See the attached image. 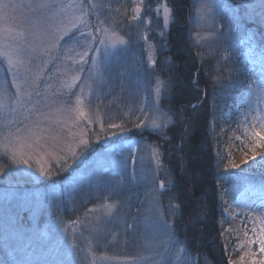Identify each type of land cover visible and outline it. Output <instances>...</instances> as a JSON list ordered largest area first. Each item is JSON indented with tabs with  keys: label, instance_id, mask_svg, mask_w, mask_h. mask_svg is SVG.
Listing matches in <instances>:
<instances>
[{
	"label": "rangeland",
	"instance_id": "374dc122",
	"mask_svg": "<svg viewBox=\"0 0 264 264\" xmlns=\"http://www.w3.org/2000/svg\"><path fill=\"white\" fill-rule=\"evenodd\" d=\"M4 2L8 0H0ZM10 2L27 5L35 0ZM52 2L53 7L41 11L10 9L8 18L0 19V52L15 62L10 68L7 59L0 56V90L8 94L6 107L0 110V164H10L5 146L9 153L16 150L19 154L20 145L14 137L25 136L26 128L39 123L36 131L46 138L39 145L23 148L25 158L32 157L31 166L10 165L0 174V264H114V260L102 258L122 260L137 253L150 256L147 264H194L196 254L193 258L186 244L189 237L175 235L178 208L169 192L172 183L168 164H164L162 150L147 134L158 131L143 126L150 125V117L158 123L170 117L168 125L174 123L177 127L186 120L180 135L182 143L188 129L195 127L185 116L183 105L178 103V110L171 113V105L163 103L170 97L171 86L155 73L159 44L164 42L172 20L170 13L169 23L164 26L163 6H172L167 0H143L137 12L140 0ZM93 4L97 7L92 8ZM83 9L88 10L87 16H81ZM248 14L259 16L256 21L262 25L264 0H193L190 19L191 43L200 61L214 65L222 57L240 55L237 66L240 64L241 69L245 68L242 73L247 74L244 88H239L225 115L218 118L217 111L210 108L205 120L217 150L212 153L218 157V170L224 174L221 178H229L227 173L243 175L242 182L234 183L238 189L234 198H220L228 219L227 233L222 235L225 249L229 248L230 236L235 241L236 252L228 264H264V140L253 137L254 132L264 137L260 126L264 96H260L258 87L264 80V37L252 28L242 35L243 28L248 27ZM134 15L140 19L133 20ZM40 18L44 19L37 25ZM83 20L88 22L87 27ZM73 24L78 27L73 28ZM56 27L69 29L61 41L62 50L53 51L56 59L44 69L39 87L31 99L25 98L23 106H18L13 103L16 85L21 91L28 88L24 68L36 71L48 59L31 51L39 43L33 32L46 29L52 33ZM105 28L117 34L111 41L122 37L128 43L101 45ZM89 32L95 36V43ZM88 47L93 50L85 57L87 63H82L80 54ZM77 76L79 79H74ZM69 85L75 86L69 89ZM87 85L95 90L91 96ZM81 87L83 117L74 110ZM157 87L161 90L159 96ZM109 123L123 124V131L108 128ZM138 123L142 126L137 127ZM134 130L137 132L130 133ZM85 133L90 146L77 148L76 143ZM179 144L172 153L180 155ZM153 150L158 153L156 159ZM72 151L77 153L75 157ZM182 157L180 165L185 168ZM41 166L51 174L42 173ZM161 183L164 188H160ZM109 188L116 191L110 195ZM103 204H117L112 217L104 216ZM97 226L102 230L99 237L92 233Z\"/></svg>",
	"mask_w": 264,
	"mask_h": 264
},
{
	"label": "trees",
	"instance_id": "16d2710c",
	"mask_svg": "<svg viewBox=\"0 0 264 264\" xmlns=\"http://www.w3.org/2000/svg\"><path fill=\"white\" fill-rule=\"evenodd\" d=\"M167 1L172 6V20L164 42L159 44L155 73L167 79L171 86L170 97L164 98L163 103L171 105V113L178 110V103L183 105L185 116L192 119L195 127L192 131L188 129L187 139L183 143L180 135L186 120L179 127L171 123L174 128L169 124L162 131H148L147 134L162 150L164 164H168L167 172L172 183L169 192L178 208L174 218L175 235L178 238L189 237L186 244L193 258L196 254L194 264H228L229 258L236 252L235 241L230 236L229 248L225 249L223 236L227 233L228 219L220 198H234L233 193L238 191L234 183L242 182V175L227 173L229 178H221L224 174L218 170L220 161L212 153L217 150L214 149L205 120L211 113L210 108L217 111L218 118L225 115L228 103L236 100L239 88H244L247 74L242 73L245 68L241 69L240 64L237 66L241 62L240 55L222 57L214 65L200 61V54L190 38L193 0ZM258 18L248 14L247 23L264 33V23L263 26L258 24ZM229 50H233V46H229ZM194 77L198 79L196 84L205 87L204 91L194 86ZM199 100V105L190 106ZM134 132L137 130L130 133ZM178 144L180 155L172 153ZM220 152L223 155L222 150ZM182 154L186 160L185 168L179 161ZM231 175L233 179H230Z\"/></svg>",
	"mask_w": 264,
	"mask_h": 264
},
{
	"label": "snow or ice",
	"instance_id": "6c2138e0",
	"mask_svg": "<svg viewBox=\"0 0 264 264\" xmlns=\"http://www.w3.org/2000/svg\"><path fill=\"white\" fill-rule=\"evenodd\" d=\"M143 5V0H140V4L137 6V12H139L140 7ZM53 2L52 0H35V2L33 3H29L27 5H19V4H14L11 3L10 0H8V2H4V3H0V19H7V13L10 9H16L19 7H26L35 11H41V10H46L49 9L51 7H53ZM92 8H96L97 5L93 4L91 6ZM159 11V9L157 10ZM199 11V9L197 10ZM171 13V9L165 4L163 6V21H164V26L167 27L168 23H169V15ZM88 15V10L87 9H83L81 16H87ZM99 14H97L98 16ZM44 18H40L38 19L35 23L37 25H39L41 23V20H43ZM133 20H139L140 17L138 15H134L132 17ZM82 23L84 24L85 27L88 26V22L86 20H83ZM104 22L101 21V24H103ZM73 28L78 27L77 24H73L72 25ZM7 31H11V29H7ZM97 31H100V29H97ZM104 33H105V38H101L99 43L101 45H105L106 47L109 45V42H111V46L115 47V43L119 42L120 44H125L128 43L127 41H125L122 37L118 38V41H111V37L116 36V33H109V30L107 28L103 29ZM59 32V35H56L55 33ZM69 34V29L65 28L63 30H61L59 27H56L54 29V31L52 33H49L46 29L45 30H41L40 32H33V36L37 37L39 39V43L36 44L35 46L32 47L31 51L32 52H37L38 56H48L47 60H43L42 61V66L38 68V70L33 71L32 69L25 67L24 68V73L26 74L25 77V84L28 85V88L26 91H21L20 85L17 84L16 88L17 91L15 93V100L13 101V103H15L18 106H23L24 102H25V98L27 99H31L32 93L33 91L39 87V80L40 78L44 75V69L47 67V65L52 62L54 59H56V57H54L52 55L53 51H60L62 50V45H61V41L64 40V38L66 36H68ZM83 35V33H81ZM89 36H92V33L89 32L88 33ZM212 37L215 36V33L211 34ZM146 39V37H144ZM95 36H92V43H95ZM92 47H88V49L83 52L82 54H80L81 56V62L82 63H87V60L85 59V57H87L88 52L92 51ZM70 51V49H69ZM97 52H99V49H96ZM0 56H3L7 59V62L9 64V67L12 68L15 65V62L11 59L10 56H8L7 53L5 52H0ZM226 59V58H225ZM23 63V62H20ZM154 63V61H153ZM96 65V61L93 60L92 61V66L93 68ZM15 76V74H14ZM74 79H79V77H75ZM160 82H158L159 84ZM75 85H69V89L71 87H74ZM87 87L89 88V96L94 94V89L92 87V85H87ZM248 87L251 89L253 88L252 84H249ZM259 89H260V96H264V80H262L259 85H258ZM156 95L159 96L160 95V87L156 88ZM84 93V87H81V96H77L76 99V108L74 109L75 111H77L79 113V115L81 117H83L85 115L83 109L80 107L81 105H83L84 101L81 98L82 95ZM37 96L40 95L39 92L36 93ZM55 95V94H54ZM8 98V94L6 91L4 90H0V110H2L4 107H6V100ZM91 101L89 100V103ZM12 111H15L16 109L13 108L11 109ZM156 111H161L160 109L156 108ZM141 111H143L141 109ZM41 115H43L41 113ZM162 115L166 116V113H162ZM150 119V125L149 124H145L143 125L144 127H148L151 126L152 129L154 131H159L162 128H166L168 126V123L170 122L171 118L167 117V119H165L162 123H158L156 119L154 118H149ZM88 123L91 124L92 120L89 119ZM137 127H141L142 125L140 123H138L136 125ZM260 126L262 128H264V119H261V123ZM39 128V123L34 124L32 127L30 128H26V135L25 136H20V135H16L14 137V139L18 142V144L20 145L19 147V154L16 150L11 151L10 153L8 152L7 146H5V156L6 158L10 161V164H0V174L5 173L6 168H8L10 165H19V164H29V160L32 158L30 155L28 156V158H25V153L23 152V148L24 147H28V148H32L33 143L36 145L40 144V140L41 139H46L45 137H43L42 135H40L36 129ZM108 128H118L119 130L123 131V124L117 125L114 123H109L108 124ZM103 125H101V131H103ZM17 132L19 133L20 130L17 129ZM71 135H76L75 133H70ZM253 137L259 140H264V137H262L260 135V133H253ZM97 139H99V137H97ZM90 146V142L89 139L86 136V133L84 135L80 136V139L78 140V142L76 143V147L77 148H82V149H87ZM77 155V153L75 151H72V156L75 157ZM153 158L156 159L158 157V153L156 152V150H153ZM29 166H31L29 164ZM233 167H235V164L232 165ZM40 171L42 173H44L45 175H50L51 173L44 167L41 166L40 167ZM160 188H164V184L161 183L160 184ZM109 194L111 195L113 192H115V188H109L108 189ZM118 194V193H117ZM103 199H108V197H102ZM119 203V202H118ZM101 207L103 209H105L104 211V216L106 217H112L113 212L116 210L117 208V204H103L101 205ZM90 212L95 211V209H90ZM131 227V226H129ZM101 229L100 227H96L92 229V233L95 237H99L101 234ZM89 243L91 244L92 241H89ZM163 242H161L162 244ZM264 243V242H262ZM148 247H151V245H149ZM262 251H264V248L261 249ZM158 254V253H157ZM102 259L105 260H114V264H147V262L150 260V256H144V255H140L139 253H137V255L132 256L131 258L125 257L124 259L120 260V259H115V258H108V257H104ZM93 264H95V262L93 261ZM161 264H163V262H161Z\"/></svg>",
	"mask_w": 264,
	"mask_h": 264
},
{
	"label": "bare ground",
	"instance_id": "6f19581e",
	"mask_svg": "<svg viewBox=\"0 0 264 264\" xmlns=\"http://www.w3.org/2000/svg\"><path fill=\"white\" fill-rule=\"evenodd\" d=\"M233 156H234L235 158H237V155H236L235 153H233Z\"/></svg>",
	"mask_w": 264,
	"mask_h": 264
}]
</instances>
